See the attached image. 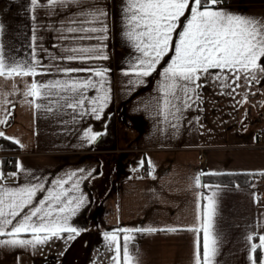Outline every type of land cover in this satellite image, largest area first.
Listing matches in <instances>:
<instances>
[{
    "label": "crops",
    "instance_id": "crops-1",
    "mask_svg": "<svg viewBox=\"0 0 264 264\" xmlns=\"http://www.w3.org/2000/svg\"><path fill=\"white\" fill-rule=\"evenodd\" d=\"M39 3L41 6L33 11L30 0H0V54L4 61H31L35 48L40 63L51 68L50 74L0 77V121H4L0 123L4 133L0 140L17 146L11 169L4 170L0 153V194L43 184L45 191L38 192L33 203L47 196V190L63 189L70 191L62 200L78 197L83 204L75 212L59 214L67 217V226L76 228L78 234L41 233L51 238L34 246L0 245V264H79V251L88 245L103 258L94 260L97 264H114V258L118 264H125V235L129 237L127 264H196L197 233L188 229H200L202 245L208 198L214 201L210 232L216 240L209 264H253L255 252L250 245H259V236L264 235V181L256 178L243 186L204 177L264 172V147L257 145L259 131L264 128V73H257L259 83H246L241 75L240 86L229 95V85L234 87V82L228 79L225 83L224 77L230 74L210 69L202 78L203 86L193 93L191 106L177 112L164 104L163 69L174 58V50H169L149 76H137L132 71L131 65L138 63L136 58L142 54L124 35L127 0H68L54 6H48V0ZM85 5L108 13L106 40H80L83 33L68 31L82 26L79 21ZM216 7L264 21V0H222ZM185 15L190 18L189 13ZM180 19L187 22L183 16ZM172 41L174 49L176 33ZM100 43L106 59H60L70 54L66 50ZM56 66L107 69L104 88L87 91L88 97L108 96L100 118L86 109L73 111L63 106L70 101L59 96L69 93L51 96V100L59 101L53 104L44 98L45 89L40 90L41 96L24 95L31 81L46 84L70 79L57 72ZM89 76L99 79L92 73L72 74L77 79ZM109 121L111 136L105 138ZM85 133L95 134L96 139L90 142ZM197 176L200 186L195 184ZM4 199L7 203L12 197ZM149 228L156 231H137ZM111 234L117 241L110 239ZM68 236L74 238L66 239ZM12 238L0 236L2 240ZM18 238L32 239V234L21 233ZM107 244L113 246L109 253ZM103 251L106 256L100 255ZM259 251V264H264V249Z\"/></svg>",
    "mask_w": 264,
    "mask_h": 264
},
{
    "label": "snow or ice",
    "instance_id": "snow-or-ice-1",
    "mask_svg": "<svg viewBox=\"0 0 264 264\" xmlns=\"http://www.w3.org/2000/svg\"><path fill=\"white\" fill-rule=\"evenodd\" d=\"M67 2L68 0H48V6ZM220 3L222 0H191V3L190 0H127L126 7L123 9L125 28L127 29L124 35L133 43L136 51L142 54L141 57L136 58L138 63L131 65L135 75L149 76L156 70V66L168 54L169 50L175 52L171 63L163 69L166 82L164 84V104L166 107L174 108L178 112L181 111L182 107L191 106L189 101L193 100V93L197 88L203 86L202 78L209 74L210 69H218L220 72L230 74L224 77L225 83L228 79H232L234 82V87L229 85V95L240 86L241 75H243L246 83L260 82L257 73H264V63H261L262 58H264V21L226 12L216 7ZM30 4L33 11L41 6L39 0H30ZM84 8L89 10L84 11ZM186 12L190 14V18L185 15ZM129 13L131 15H128ZM107 15L108 13L103 9L85 5L81 9L82 19L79 21L82 26L78 29L70 28L68 31L83 33L78 37L80 40L102 42L107 39L108 26L105 23ZM182 16L187 21L186 23L181 22ZM173 33L178 36L174 49ZM32 39L33 41L36 40L35 33H33ZM66 51L70 54L60 59L69 62L107 58L103 55L102 43L94 47L73 48ZM32 56L31 61H13L8 64L4 61L3 55L0 54V77L10 78L14 73L20 76L51 73V68H47L37 59L35 48L32 49ZM38 68L40 69L39 73L37 72ZM56 70L69 76L70 79L49 81L46 84L40 81H31L27 85L28 91L24 95L41 96L40 90L45 89L44 98H48L49 104H53L59 101L51 100V96L59 95L60 92L69 93L67 96H59L61 100L70 101L63 106L73 109V111L77 108L86 109L100 118L99 113L103 111V102L107 101L108 96L105 94L102 97H88L87 91L90 89L99 91L104 88L107 69L60 68L56 66ZM77 73H92L99 79L93 80L92 76L85 79L72 78V74ZM213 75H216L217 80L221 79L218 73H213ZM52 89H58V92L54 93ZM196 95L199 94L196 93ZM88 104L93 106L89 108ZM48 111H52V108L49 107ZM80 114L83 115V113ZM170 114L174 115V113ZM0 123H4V121H0ZM173 126L175 127V125ZM0 136H4V133L0 132ZM84 138L91 142L96 139V136L85 133ZM195 184L200 186L199 176L195 178ZM44 191L43 184H34L0 194V236L7 234L13 237L8 240L0 239V245L34 246L51 238L48 235L41 236V233H51V236H56L60 232L77 233L76 228L67 226V217H61L59 214L66 211L75 212L83 204L82 198L73 197L64 201L61 198L67 197L70 190L62 189L60 192L47 190V196L33 203L37 193ZM6 196L12 197L10 202L6 203L4 199ZM208 199L209 204L204 213L202 245L199 235L200 229H188L197 233L195 240L196 264H202V261L203 264H209L216 251V240L210 232L215 207L214 201L211 198ZM73 204L75 207L70 208L69 206ZM5 207L10 211L5 212ZM197 208L199 211V203ZM53 212L56 215H53ZM17 217L20 219L13 223ZM9 225L11 228L6 233L5 229ZM141 230L156 231L152 228L137 229V231ZM119 231L127 233L130 230L120 229ZM168 231H176V229H168ZM29 232L32 234V239L18 238L19 234ZM72 238L74 237H66V239ZM110 239L115 242L117 236L111 234ZM123 239V257L125 264H127L129 257L127 241L129 237L125 235ZM248 239L251 240L252 237L249 236ZM259 241V245H250L253 252L258 247L264 249V235L259 236ZM201 247L203 248L202 256ZM116 251L119 255V244L116 245ZM114 264H118L115 258ZM253 264H255V260H253Z\"/></svg>",
    "mask_w": 264,
    "mask_h": 264
},
{
    "label": "trees",
    "instance_id": "trees-1",
    "mask_svg": "<svg viewBox=\"0 0 264 264\" xmlns=\"http://www.w3.org/2000/svg\"><path fill=\"white\" fill-rule=\"evenodd\" d=\"M111 129V121L107 124L106 132L104 133L105 138H109ZM4 145L1 150L15 151L17 149L16 144L10 140L1 138ZM15 166L14 156L3 158V168H13ZM205 180H210L213 182H219L223 184H238L243 186L251 185L256 178H261L264 181V172H253V173H220V174H208L205 175ZM259 247L255 251V264H259Z\"/></svg>",
    "mask_w": 264,
    "mask_h": 264
},
{
    "label": "rangeland",
    "instance_id": "rangeland-1",
    "mask_svg": "<svg viewBox=\"0 0 264 264\" xmlns=\"http://www.w3.org/2000/svg\"><path fill=\"white\" fill-rule=\"evenodd\" d=\"M10 150H1V156L2 153L4 152H9ZM109 244V243H108ZM107 244V247L105 248L106 249V253H109V250L111 249V247L113 246H108ZM96 248V247H94ZM92 251V253H91ZM79 257H78V260L79 261V264H97L96 262H94V260H97V259H103L99 256V254L97 253V250L93 249L92 246L88 245L86 246L85 248H81V250L79 251ZM106 253L103 251L101 252V256H106Z\"/></svg>",
    "mask_w": 264,
    "mask_h": 264
},
{
    "label": "built area",
    "instance_id": "built-area-1",
    "mask_svg": "<svg viewBox=\"0 0 264 264\" xmlns=\"http://www.w3.org/2000/svg\"><path fill=\"white\" fill-rule=\"evenodd\" d=\"M3 145H4V142L0 140V149H2ZM257 145L264 147V128H262L259 131V143ZM2 155L4 157H10V156H14L15 152L14 151L4 152L2 153Z\"/></svg>",
    "mask_w": 264,
    "mask_h": 264
}]
</instances>
